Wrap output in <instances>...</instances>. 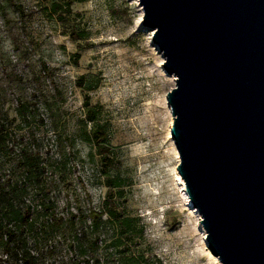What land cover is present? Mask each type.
Segmentation results:
<instances>
[{"label": "rangeland", "instance_id": "374dc122", "mask_svg": "<svg viewBox=\"0 0 264 264\" xmlns=\"http://www.w3.org/2000/svg\"><path fill=\"white\" fill-rule=\"evenodd\" d=\"M17 1L23 14L0 0V115L10 132L0 174H13L23 149L61 162L44 173L51 195L61 211L78 199L84 209L105 212L101 253L116 250L107 264H220L200 213L184 197L167 100L176 80L164 67L154 30L143 23L139 0L76 1L64 22L50 0ZM73 30L81 33L78 40ZM87 96L110 134L108 171L124 179L123 187L110 188L88 139ZM21 104L29 107L26 118ZM112 208L138 220L119 246L107 213ZM63 255H56L57 264Z\"/></svg>", "mask_w": 264, "mask_h": 264}, {"label": "water", "instance_id": "95a60500", "mask_svg": "<svg viewBox=\"0 0 264 264\" xmlns=\"http://www.w3.org/2000/svg\"><path fill=\"white\" fill-rule=\"evenodd\" d=\"M175 75L177 170L222 264H264V0H139Z\"/></svg>", "mask_w": 264, "mask_h": 264}, {"label": "trees", "instance_id": "16d2710c", "mask_svg": "<svg viewBox=\"0 0 264 264\" xmlns=\"http://www.w3.org/2000/svg\"><path fill=\"white\" fill-rule=\"evenodd\" d=\"M76 1L81 0H50L51 9L64 22ZM7 2L22 14L25 12L24 5L17 0ZM70 34L75 40L81 37V33L75 30ZM95 88L88 86L86 90ZM89 99L87 96L85 100V120L86 124H91V129L86 133L96 146L107 183L114 190L126 184L121 176L112 177L108 171L114 162L109 146L110 134L107 126L99 120L98 109ZM28 108L25 104L20 105L19 112L24 118L28 117ZM9 135L0 115V160L7 159L5 150ZM16 160L11 176L4 178L0 174V264H57L55 257L60 252L64 255L58 264L109 263V257L116 250L113 248L111 252L101 253L102 244L107 239L102 231L105 212L94 207L84 209L78 199L75 206L67 201L66 210L61 211L57 198L51 195L52 185L44 179V173L61 162H49L39 151L27 149H23ZM107 213L109 222L113 221L120 235L113 245L119 246L125 237L129 238L137 231L138 220L114 208ZM135 263L142 264V260Z\"/></svg>", "mask_w": 264, "mask_h": 264}, {"label": "bare ground", "instance_id": "6f19581e", "mask_svg": "<svg viewBox=\"0 0 264 264\" xmlns=\"http://www.w3.org/2000/svg\"><path fill=\"white\" fill-rule=\"evenodd\" d=\"M160 52L161 53H163L161 50H160ZM165 57V56H164ZM172 79L175 81V75H172ZM178 176H179V180H180V183H181V185H182V189H183V191H184V197H185V199H186V201H187V203L189 204V206L191 207V208H193L194 209V211L198 214V212L195 210V208H194V206H193V204H192V202H191V200H190V198H189V196H188V194H187V192H186V188H185V184H184V182H183V178L182 177H180V175H179V173H178ZM199 215V214H198ZM201 220V219H200ZM206 233V232H205ZM218 259V258H217ZM219 263L221 264V262L219 261Z\"/></svg>", "mask_w": 264, "mask_h": 264}]
</instances>
